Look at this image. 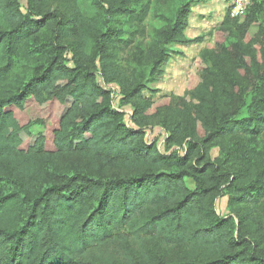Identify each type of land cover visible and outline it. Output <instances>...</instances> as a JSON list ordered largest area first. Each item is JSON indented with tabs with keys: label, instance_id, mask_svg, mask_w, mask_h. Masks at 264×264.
<instances>
[{
	"label": "trees",
	"instance_id": "16d2710c",
	"mask_svg": "<svg viewBox=\"0 0 264 264\" xmlns=\"http://www.w3.org/2000/svg\"><path fill=\"white\" fill-rule=\"evenodd\" d=\"M60 1L89 2L94 15L65 12L54 6ZM132 1L28 0L23 12L20 0H0V264H264V232L248 222L259 228L264 215L224 218L216 208L226 195L231 206H264V160L252 148L264 136V71L245 94L224 88L234 111L217 86L209 93L198 86L206 132L198 139L186 131L184 156L164 154L145 140L142 120L152 103L142 99L144 86L114 52L120 30L110 23L135 19ZM262 4L255 1L243 22L235 20L238 47L255 23L264 36V20L255 22ZM185 26L181 12L156 36L162 48L141 54L150 77L164 75L165 46L181 42ZM42 32L52 40L34 59L29 42ZM17 57L27 59L19 71ZM218 60L237 73L230 52ZM99 71L105 85L121 88V105L135 108L138 129L97 82ZM34 125L45 132L32 133ZM173 131L181 139L180 125ZM216 146L221 154L213 160ZM71 157H83L88 173H63ZM168 248L185 253L165 263Z\"/></svg>",
	"mask_w": 264,
	"mask_h": 264
},
{
	"label": "rangeland",
	"instance_id": "374dc122",
	"mask_svg": "<svg viewBox=\"0 0 264 264\" xmlns=\"http://www.w3.org/2000/svg\"><path fill=\"white\" fill-rule=\"evenodd\" d=\"M233 4L234 0H133L128 4V8L131 9L135 19L130 20L123 16L116 20L113 18L110 23L112 26L119 27L120 30L121 46L119 49H114V52L117 54L121 67L132 78L143 84L142 99L152 103L149 112L145 113V118L142 120L145 140L148 144H154L164 154L176 153L184 156L190 138V133L186 134V131L189 132L190 128V132H194L198 139L204 136L206 130L198 120V104L200 103L196 97L198 86L204 85L207 93L212 86H217L222 95L224 88L232 90L235 94L247 90L245 94L256 77L264 71V36L259 23H255L243 39V47H238L236 43L238 38L235 36L233 26L236 19L243 22L246 15L243 18L233 17ZM20 5L22 11L26 12L28 0H20ZM54 6L65 12H78L85 18L94 15L89 2L60 1ZM260 9L262 17L255 22L264 20V2ZM181 12L186 13L183 38L181 42H170L165 46V54L169 55V60L164 68V75L161 78L150 77V66L142 63L141 54L155 45H157L155 52L162 48V44L156 41V36L171 28ZM102 29L105 30L104 26ZM51 40L52 37L48 32H42L30 40L29 52L34 59L42 57ZM69 41L74 42L73 39ZM247 49L257 54L253 55ZM224 50L227 53L230 52L236 74L223 70L219 65L218 54ZM66 57L68 60L71 59L72 53L68 52ZM26 62L27 59L17 57L16 70H21ZM38 64L36 62L35 66ZM69 66H73L71 61ZM97 82L104 89L112 91L116 97V107L125 113V122L130 127L138 129L134 119L135 108L132 105H121V88L116 84L105 85L100 71L97 74ZM221 98L223 104L229 106L225 95ZM231 103L230 101L229 104ZM177 125H180L182 130V137L179 135L181 139L173 138V130ZM31 131L39 135L45 132V128L34 125ZM232 146L234 148L231 152L235 149V145ZM252 148L255 150L256 157L264 160V136ZM220 154L221 150L218 146L211 150L213 160L219 158ZM61 169L67 174L89 171L88 163L83 157H71L64 160ZM186 182L190 189L195 188L191 179H186ZM216 208L218 214L224 218H235L237 215L238 219L241 216L247 218L251 215L250 212L257 216L264 215L263 205L248 209L231 206L227 195L218 199ZM248 222L255 223L254 227L264 232V225L258 228L256 227L258 222L252 219ZM255 228L252 230L258 233ZM184 253L183 248L163 249L161 258L167 263L183 257Z\"/></svg>",
	"mask_w": 264,
	"mask_h": 264
},
{
	"label": "built area",
	"instance_id": "2783aa9c",
	"mask_svg": "<svg viewBox=\"0 0 264 264\" xmlns=\"http://www.w3.org/2000/svg\"><path fill=\"white\" fill-rule=\"evenodd\" d=\"M264 2V0H234L232 15L236 18H243L250 6L255 2Z\"/></svg>",
	"mask_w": 264,
	"mask_h": 264
}]
</instances>
